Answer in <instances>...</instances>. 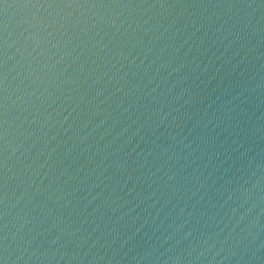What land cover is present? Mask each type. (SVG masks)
I'll use <instances>...</instances> for the list:
<instances>
[{
  "label": "water",
  "instance_id": "95a60500",
  "mask_svg": "<svg viewBox=\"0 0 264 264\" xmlns=\"http://www.w3.org/2000/svg\"><path fill=\"white\" fill-rule=\"evenodd\" d=\"M134 3L6 10L7 264H264V0Z\"/></svg>",
  "mask_w": 264,
  "mask_h": 264
},
{
  "label": "snow or ice",
  "instance_id": "6c2138e0",
  "mask_svg": "<svg viewBox=\"0 0 264 264\" xmlns=\"http://www.w3.org/2000/svg\"><path fill=\"white\" fill-rule=\"evenodd\" d=\"M145 0H140L144 3ZM129 7L139 6L134 0H0V205L6 207L8 177H7V116H8V83H7V31L8 22L6 19V10L9 7H17L20 9H29L33 7ZM7 213L0 211V264H7L8 247H7Z\"/></svg>",
  "mask_w": 264,
  "mask_h": 264
}]
</instances>
